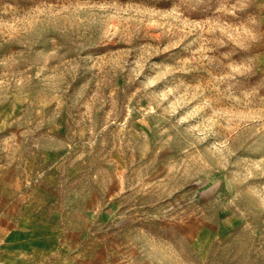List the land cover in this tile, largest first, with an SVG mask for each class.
Segmentation results:
<instances>
[{"label": "rangeland", "instance_id": "obj_1", "mask_svg": "<svg viewBox=\"0 0 264 264\" xmlns=\"http://www.w3.org/2000/svg\"><path fill=\"white\" fill-rule=\"evenodd\" d=\"M0 264H264V0H0Z\"/></svg>", "mask_w": 264, "mask_h": 264}]
</instances>
